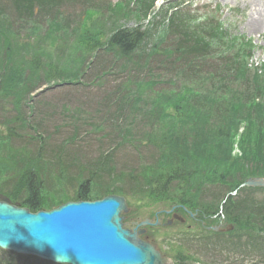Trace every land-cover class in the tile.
Listing matches in <instances>:
<instances>
[{
  "label": "rangeland",
  "instance_id": "rangeland-1",
  "mask_svg": "<svg viewBox=\"0 0 264 264\" xmlns=\"http://www.w3.org/2000/svg\"><path fill=\"white\" fill-rule=\"evenodd\" d=\"M163 1L165 0H0V29L6 28L0 32V38L2 43L9 41L11 54L7 60L18 62L16 66L8 63L13 71V81H17V72L23 65L27 52L36 56L35 61L39 58V70H33L28 62L24 63L30 70L29 81L25 84L16 82V85L27 88L24 97L26 107L20 103L19 107L13 108L10 101L15 97L14 92H10L5 99V87L0 85V123H9L13 133L10 138H0V194L9 196L20 171L26 166L33 167L40 176L44 195L60 191L68 194L88 179L91 166L110 152L112 161L116 164L113 167L118 170L135 165L138 159L142 163H148L163 155L164 151L158 150V142H147L160 135L155 133L160 125V114L153 100L159 94L166 96L167 100L176 98V95H186L185 88H199L195 86L201 79L200 74L204 73L196 71L190 65L194 63V55L185 53L184 50H175L177 47L181 49L182 42L178 37L181 31L179 28L183 27L172 26L165 20L163 11L167 5L163 9L157 8ZM110 3H118L121 11L110 10ZM196 4L198 14L206 12L204 9L207 7L210 10L220 7L222 19L231 24V32L253 40L256 49L252 61L258 63L264 59V30L262 34H258L245 27L251 11L249 3L243 0H197ZM194 16L186 19L182 17L179 23L203 27L202 24L209 21V18L203 21L200 20L202 17ZM136 25L145 29V40L129 58L101 47L91 54L86 50L92 46V42L81 43L82 37L89 38V41L97 34L105 37L117 27L131 28ZM169 27L172 32H169ZM7 48V45H3L5 54ZM233 48L241 53L243 46L239 41H234L233 47L227 51L228 57L224 60L229 61L231 67ZM162 49L170 50L173 55L164 59L160 56ZM152 53L156 54L153 58ZM187 58H192L193 61L187 63ZM47 63L53 65L50 67L52 82L49 84L44 81L46 75L43 71ZM62 67L71 70L77 68L79 73L87 67L88 69L76 80L78 85L62 84L60 88L48 90L28 103L31 95L27 91L31 88L53 86L55 82L59 84L57 76L61 74ZM242 78L238 83L230 82L228 88H219L217 81L208 80L203 83L204 88L199 90L203 96L202 101L190 99L189 104L206 118L204 123L207 130L216 132L222 128L227 134L234 133L231 127H227L230 115L222 111L220 103L224 102L223 98L234 101L242 94L257 95L254 92L256 90L264 102V79L256 81L249 73ZM150 82L156 83L150 87ZM235 84L239 85L234 86ZM253 85L261 88H253ZM4 103L8 104L6 112L1 111ZM117 125L126 127L137 137V141L144 142L137 149L138 155L136 149L118 145ZM230 150V145L225 144L221 154L229 153ZM231 155H235L233 150ZM233 157L229 160H233ZM249 163L257 165L264 173V160L256 164L251 159ZM243 178L238 173L234 178H226L220 187L216 182L207 185L201 188L203 197L200 194L197 199L209 204L210 212H215L220 201ZM101 180L92 182L91 188L95 190ZM241 195L245 196V205L256 206L255 202L263 204V189L241 191ZM155 209L156 207H142L140 214L145 216ZM257 217L254 215L247 220L258 228L260 224ZM191 232L192 234L186 227H174L160 231L161 235L157 236L159 239L154 238L176 255L187 253L185 255L190 258L191 264H264V250L252 249L251 252L250 248L241 244L237 248L233 247L232 241L236 239L229 236L221 237L220 243L208 240V246L204 247L194 238V235H201L197 223L192 224ZM0 258L13 264H49L9 252H0Z\"/></svg>",
  "mask_w": 264,
  "mask_h": 264
},
{
  "label": "trees",
  "instance_id": "trees-1",
  "mask_svg": "<svg viewBox=\"0 0 264 264\" xmlns=\"http://www.w3.org/2000/svg\"><path fill=\"white\" fill-rule=\"evenodd\" d=\"M182 27L179 35L183 39L181 41L185 46L181 45V49L177 47L175 50H184L186 51L185 53L196 56L197 58L194 59V62L199 61L190 64L196 70L202 68V71H208L211 68L207 64L205 65L210 59L207 58L208 53L215 55L212 59H215L216 56L221 58L226 56V51L230 50L234 45V43L229 42L222 36V31L217 26L210 28L208 25L193 27L182 24ZM2 30H6V28H1L0 32ZM196 31L198 32L197 34ZM143 38L144 34L139 27L134 29L116 28L109 32L105 39V44L108 49L116 51L119 55L129 57L135 53ZM88 39L83 37L86 42ZM0 42L2 43L1 38ZM88 42L98 45L100 43V34L90 38ZM191 43L193 44L190 46ZM29 52L25 56L28 57L30 55L33 58H31L30 66L34 67L36 56ZM178 53L182 54L181 52ZM10 54L11 52H6L5 54L4 51H0V72H3L4 75L8 70L11 72L8 65L10 60H7ZM233 60L235 67L229 69V61H225L221 65L218 64L220 65L218 67H212L215 72L200 74L201 79L195 86L199 88H185L187 89L186 95H176V98L171 97L167 100L166 96L159 94V97L153 100L160 114V125H158L155 133L160 135L147 142L151 144L158 142L159 144L155 143L158 144V150L162 149L164 151L163 155H160L153 162L142 163L138 159L135 165L118 170L113 167L116 164L112 161V152H110V154L103 156L91 166L92 170L89 172L88 179L81 182L72 193L66 194L67 192L60 191L51 196L43 195V186L39 176L36 172L29 171L30 173L20 178L17 191L15 190L13 193L14 196H21L24 200L23 205L32 212L53 208L64 201H68V199L92 200L109 194L123 195L127 198L136 197L139 201L145 199L146 201L162 204L176 202L175 196H177L180 200L179 202L185 204L186 201L192 200L195 195H200L202 192L201 188L214 182L221 186L225 183L227 177L234 178L238 173L244 177L243 180L254 174L260 175L262 173L261 168L249 163L251 159L256 161V164L262 163L264 160V128H259L255 125L257 119L260 116H264V106L255 101L257 95H250L251 98L249 95H239L234 101L231 98L222 97L224 99V102L220 103L222 111L230 115L227 127H231V130H234L233 134H227L222 128L216 132L207 130L204 123L206 118L194 106L189 104L193 99L202 101L203 96L199 93V90L204 88L202 85L208 80L218 81L219 88H228L230 82L238 83L246 72L238 62V56L234 55L231 62ZM36 61H39V58ZM26 69L24 64L20 67L17 72V82L25 84L29 81L30 74L26 76L23 74ZM224 72L226 73L225 79L223 78L225 75H222ZM215 76L217 77L216 79H214ZM9 80L13 81L11 75ZM155 83L150 82L148 85L151 87ZM236 85L239 84L234 86ZM22 88H18L16 82L14 83L13 81L7 84V88H4V90L8 94L14 92L19 101L18 103H21ZM23 90H26V88H23ZM196 90L198 91L195 92ZM254 92L256 94L259 93L256 90ZM226 104L228 105L227 107ZM241 123H246L245 133L241 136L239 143L242 156L233 157V160L230 161L229 158L231 156L229 157V153L221 154L222 148L225 144L231 147ZM9 129L11 130V127ZM117 129L118 138L122 142L121 145L128 144L137 150L138 147L144 144L143 141H137V137L133 136L126 127L117 125ZM206 160H209V162ZM98 179L102 180L99 186L93 190L90 185ZM135 190H138V192L136 193ZM242 204L244 203L241 200H234L229 197L224 206L226 216L232 217V222L236 225L237 230H241V228H244L242 230H247L245 227H248L243 225V219L237 214L245 212L246 207ZM234 208L236 210L238 208L236 214H233V212H236ZM258 209L261 210L260 208Z\"/></svg>",
  "mask_w": 264,
  "mask_h": 264
},
{
  "label": "water",
  "instance_id": "water-1",
  "mask_svg": "<svg viewBox=\"0 0 264 264\" xmlns=\"http://www.w3.org/2000/svg\"><path fill=\"white\" fill-rule=\"evenodd\" d=\"M244 186H264V181L248 179ZM126 212L118 196L37 213L0 201V249L54 264H168L138 238L142 231L123 229L121 214ZM150 224L144 220L138 226Z\"/></svg>",
  "mask_w": 264,
  "mask_h": 264
},
{
  "label": "bare ground",
  "instance_id": "bare-ground-1",
  "mask_svg": "<svg viewBox=\"0 0 264 264\" xmlns=\"http://www.w3.org/2000/svg\"><path fill=\"white\" fill-rule=\"evenodd\" d=\"M251 6L249 19L245 27L250 31L262 34L264 30V0H246Z\"/></svg>",
  "mask_w": 264,
  "mask_h": 264
},
{
  "label": "flooded vegetation",
  "instance_id": "flooded-vegetation-1",
  "mask_svg": "<svg viewBox=\"0 0 264 264\" xmlns=\"http://www.w3.org/2000/svg\"><path fill=\"white\" fill-rule=\"evenodd\" d=\"M155 219H161V218H163V219H161L162 221L161 222H164V221H166V217H165V215H161V214H155ZM131 224V222H129V225ZM131 226V225H130Z\"/></svg>",
  "mask_w": 264,
  "mask_h": 264
}]
</instances>
